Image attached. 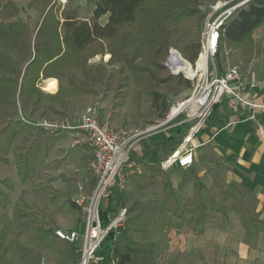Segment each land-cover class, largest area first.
I'll list each match as a JSON object with an SVG mask.
<instances>
[{
	"label": "rangeland",
	"instance_id": "1",
	"mask_svg": "<svg viewBox=\"0 0 264 264\" xmlns=\"http://www.w3.org/2000/svg\"><path fill=\"white\" fill-rule=\"evenodd\" d=\"M13 1L20 8L19 15L34 27L37 18L34 0ZM55 1L61 7H76L79 15L86 19L92 16L96 3V0ZM185 1L199 12L174 28L172 44L159 60L135 57L136 45L131 44L126 50L128 63L113 62L108 51L110 46L96 44L93 49L98 53L89 59L84 69L70 71L61 78L51 77L57 80L55 93L43 89L45 80L38 84L44 94H59L56 100L43 98L38 105L26 106L18 98L14 109L8 104L0 105V131L22 120L20 111L26 118L39 122L43 118L59 119L80 114L91 104L98 105L101 120L110 114L111 125L115 128L143 131L156 125L146 133L151 136L165 131L171 123L161 125V122L182 106L195 88L196 80L189 78L197 75L194 63L199 60L198 56L191 60V56L201 42L205 20L217 7L224 10L232 1L240 4L246 0ZM107 20L108 15H104L98 21L105 24ZM9 51L17 55L18 48H9ZM245 57L241 47L224 42L215 63L221 70L237 66L241 77L245 78L250 68ZM131 65L146 70L140 73L137 69L134 73L129 68ZM201 65L202 61L200 69ZM174 69L179 75L172 73ZM193 108L196 104L187 109L195 111ZM185 117L187 111L177 120ZM194 122L189 124V130ZM189 130H184L183 141ZM69 142L67 132L49 134L34 125L17 127L11 141L6 134H0V179L6 181L0 192V264L80 263L79 249L57 238L54 232L56 229L84 230L82 213L73 201L76 182L88 176L93 153L85 146L71 147ZM136 152H132L131 160L138 157ZM17 155H31L33 167L26 181L20 180L18 175ZM132 168L125 166V187L116 188L123 199L118 211L110 215L113 221L124 210V219L117 229L124 228L131 240L144 245L132 253L125 264H201L200 253L195 255L186 249L190 242L188 234H197L207 222L225 221L229 213L241 211L236 194H243V197L247 194L230 181L224 163L211 150L199 156L192 168L165 170L161 167V159L146 161L139 171L131 172ZM107 203L108 200H102V206ZM178 222H182L179 230L168 228ZM81 243L78 240L76 245Z\"/></svg>",
	"mask_w": 264,
	"mask_h": 264
},
{
	"label": "trees",
	"instance_id": "2",
	"mask_svg": "<svg viewBox=\"0 0 264 264\" xmlns=\"http://www.w3.org/2000/svg\"><path fill=\"white\" fill-rule=\"evenodd\" d=\"M186 3L185 0H96L92 16L86 19L79 15L76 7H61L55 0H34L37 18L31 27L29 21L19 15L20 8L13 0H0V105L8 104L14 109L18 98L26 106L38 105L43 98L56 100L59 94H44L38 84L51 77L61 78L70 71L84 69L89 59L98 53L93 49L96 44L110 46L108 51L113 62L128 63L126 50L131 44L136 45L135 57L159 60L172 44L174 28L199 12L198 8ZM236 3L232 1L227 6ZM104 15H108V20L100 24L98 20ZM263 24L264 0H248L226 22L223 43L241 47L248 63L261 55L262 49L253 34ZM9 48H18L17 55ZM199 50L200 43L196 45L191 60L197 58ZM157 66L162 67L159 63ZM129 68L134 73L138 72L137 69L140 73L146 70L132 65ZM17 127L33 125L16 120L4 127L0 134H6L7 140L11 141ZM189 127L182 123L180 128H169V136L154 138L144 154L135 159L144 161L148 155L164 149L175 151L183 142L184 130ZM31 155H17V171L22 181L31 175ZM2 184H6L5 179H0V192ZM122 199L123 194L115 188L107 205L100 209L103 227L109 226L110 215L118 211ZM181 227L182 222L168 226L177 230ZM195 229L196 225L193 226ZM143 247L142 243L131 240L124 228H111L89 264H113L116 258L120 264H125L132 253Z\"/></svg>",
	"mask_w": 264,
	"mask_h": 264
},
{
	"label": "built area",
	"instance_id": "3",
	"mask_svg": "<svg viewBox=\"0 0 264 264\" xmlns=\"http://www.w3.org/2000/svg\"><path fill=\"white\" fill-rule=\"evenodd\" d=\"M243 3L227 6L224 10L217 7L205 20L197 59L199 60L202 55H205L206 67L191 79L196 80V85L191 96L187 98L188 100L193 97L201 99L197 112L193 114L187 108L182 109L172 116L168 115L161 125L175 122L186 111L187 117L181 123L193 120L196 122L184 141L161 162V167L165 170L173 167L189 168L194 164L195 149L198 145L194 137L205 127L208 118L213 114L214 107L224 97H228L231 106L243 103L253 108L250 118H255L256 108L264 109V105L245 98L243 93L245 81L237 66L221 70L215 63V59L222 50L224 26ZM194 64L196 66L197 61ZM98 113V105L91 104L86 106L80 114L64 116L59 119L43 118L39 122H35L26 118L20 111V118L23 121L37 126L49 134L67 132L70 135L69 146H85L93 153L88 164V176L76 182L77 193L74 196V202L82 213L84 230H54L57 238L70 242L79 249L81 253L79 264H89V260L106 238L109 230L117 229L123 221L124 210L115 220L111 221L109 226L103 227L100 216L102 200H107L115 188L123 189L125 187V166L133 168L139 166L137 160L130 159L132 152L138 142L146 136V133L156 127L155 125L143 131L128 127L115 128L108 120H101ZM258 127L264 139V127L260 123H258ZM78 240L82 241L80 246L76 245ZM113 264H119L117 258L113 260Z\"/></svg>",
	"mask_w": 264,
	"mask_h": 264
},
{
	"label": "crops",
	"instance_id": "4",
	"mask_svg": "<svg viewBox=\"0 0 264 264\" xmlns=\"http://www.w3.org/2000/svg\"><path fill=\"white\" fill-rule=\"evenodd\" d=\"M254 38L262 46V52L249 62V72L243 78V93L245 98L264 105V26L255 31ZM190 104L186 107H191ZM214 112L216 115H211L205 127L194 137L198 142L194 164L199 156H205L208 150L213 151L224 163L230 181L247 195L236 194L241 211L229 213L225 221L207 222L197 234H188L190 242H187L186 249L195 255L200 253L201 264H264V139L258 127V123L264 127V109L256 108L255 118H250L253 108L243 103L231 106L228 97H224ZM104 120L111 124L110 114ZM182 121L184 119L172 122L165 131L155 136L146 135L134 151L142 156L154 138L169 136L167 130L180 128ZM171 153L164 149L158 154L148 155L144 161L137 160L139 166L132 168L131 172L139 171L149 160L161 159L162 162Z\"/></svg>",
	"mask_w": 264,
	"mask_h": 264
},
{
	"label": "bare ground",
	"instance_id": "5",
	"mask_svg": "<svg viewBox=\"0 0 264 264\" xmlns=\"http://www.w3.org/2000/svg\"><path fill=\"white\" fill-rule=\"evenodd\" d=\"M202 61V65H201V68L202 69H200V62ZM206 67V56L205 55H202L201 57H200V59H199V61L197 62V64H196V66H195V72H196V74H198V72L200 71V70H203L204 68ZM174 73L175 74H177V75H179V73L180 72H176L175 71V69H174ZM190 74V73H189ZM189 79H192V78H189ZM56 86H57V80L55 79V78H48V79H46L45 80V83H44V85H43V89L44 90H46V91H49V92H51V91H54L55 89H56ZM200 100L201 99H199V98H195V97H193L191 100H186V101H184L183 102V104H182V106L181 105H179L178 106V108L176 109V110H174L173 112H171L170 113V116H172V115H174L176 112H178V111H180V110H182L184 107H186L188 104H190L192 101V104H196L197 105V108H196V110L195 111H190V113H196L197 112V109H198V107H199V104H200ZM192 104H190V105H192ZM189 105V106H190ZM176 107V106H175ZM174 107V108H175ZM173 108V109H174Z\"/></svg>",
	"mask_w": 264,
	"mask_h": 264
},
{
	"label": "water",
	"instance_id": "6",
	"mask_svg": "<svg viewBox=\"0 0 264 264\" xmlns=\"http://www.w3.org/2000/svg\"><path fill=\"white\" fill-rule=\"evenodd\" d=\"M170 52H171V50H170ZM174 73V72H173Z\"/></svg>",
	"mask_w": 264,
	"mask_h": 264
}]
</instances>
